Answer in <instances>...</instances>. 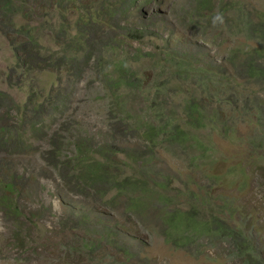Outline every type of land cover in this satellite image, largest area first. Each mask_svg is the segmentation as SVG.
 Instances as JSON below:
<instances>
[{"label": "trees", "instance_id": "16d2710c", "mask_svg": "<svg viewBox=\"0 0 264 264\" xmlns=\"http://www.w3.org/2000/svg\"><path fill=\"white\" fill-rule=\"evenodd\" d=\"M232 1L189 0L179 7L180 18L203 37L201 43L230 27L232 20V26L256 46L249 51L232 49L223 62L230 64L236 82L243 79L264 88V9L256 8L264 0L254 5L253 0L238 1V5ZM39 2H44L45 13L37 17L34 5ZM130 3L0 0V38L7 40L9 52V62L0 68V148L31 146L26 130L36 138L45 128L44 121L66 107L69 95L60 86L63 74L75 82L87 68H94L107 99V139L93 142L88 135L65 137L56 130L46 134L42 160L58 171L61 180L77 186L74 192L92 190L102 204L120 205L124 216L145 220L148 208L157 205L154 216L165 240L174 247H188L197 236L206 234L230 240L243 264H262L250 238L220 215L224 205L214 204L207 193L180 185L175 182L177 176L150 166L158 146L180 150L194 163L199 157L195 148L203 141L198 130L228 138L234 112L245 113L248 102H239L238 90L230 92L228 80L218 71L222 64L198 66V52L170 46L172 31L161 44H145L150 38L160 40L159 25L125 21ZM132 42L140 46L134 48ZM146 45L151 47L145 50ZM44 72L55 76L46 80ZM146 73L154 79L143 94ZM13 88L23 93L22 101L14 100L9 92ZM142 95L145 103L139 107ZM250 107L257 109L258 105ZM227 110L230 115L224 116ZM0 189V207L20 227L12 182ZM75 222L81 227L88 224L82 215ZM100 226L93 232L100 241L122 250L126 257L134 255L117 235L120 229ZM85 236L80 248L91 251L92 239Z\"/></svg>", "mask_w": 264, "mask_h": 264}, {"label": "rangeland", "instance_id": "374dc122", "mask_svg": "<svg viewBox=\"0 0 264 264\" xmlns=\"http://www.w3.org/2000/svg\"><path fill=\"white\" fill-rule=\"evenodd\" d=\"M187 1L131 0V9L123 19L135 24L147 21L159 25L156 29L162 35L160 40L147 38L145 44H161V39L172 31L170 46L198 52L195 59L198 66L213 68L222 64L219 74L228 80L230 92L238 90L239 102H248L249 109L241 114L234 112L228 138L206 129L198 130L203 141L195 148L199 157L194 163L180 150L172 152L158 146L150 166L152 170L177 176L175 182L180 185H188L200 194L207 193L214 204L224 205L220 215L244 231L264 264V88L254 87L243 79L236 82L230 64L223 62L230 50L249 51L256 42L245 38L232 26V20H228L230 27L217 31L212 39L206 41L205 37L201 43L203 37L180 18L179 7ZM238 1L241 0H233L232 4L238 5ZM251 2L254 5L257 0ZM42 3L34 5L36 16L45 13ZM256 8L264 9V2L256 3ZM7 44L6 39L0 38V68L9 62ZM131 45L140 46L138 42ZM150 47L146 45L143 49ZM42 76L48 80L55 74L44 72ZM153 79L152 74H145L143 94L150 90ZM60 86L69 98L63 110L44 121L45 135L42 131L31 138L27 129L31 146L22 150L0 148V187L12 182L21 214L15 219L21 223L19 227L0 207V264H243L228 239L202 234L188 247H174L165 240L161 224L154 216L157 205L148 208L147 219L136 220L124 216L120 205L102 204L92 190L84 194L74 192L77 186L61 180L58 171L42 160L46 134L58 130V135L65 137L77 133L91 136L93 142H102L109 132L107 99L94 68H87L75 82L64 73ZM9 92L17 102L24 98L16 88ZM143 97H138L139 107H144ZM252 103L258 108H251ZM224 114L229 116L230 112ZM79 215L85 216L87 227L76 224ZM101 224L120 229L117 235L130 245L134 255L126 257L122 250L100 241L93 232ZM85 234L92 239L91 251L80 248Z\"/></svg>", "mask_w": 264, "mask_h": 264}]
</instances>
